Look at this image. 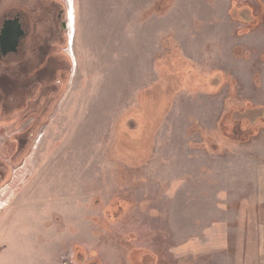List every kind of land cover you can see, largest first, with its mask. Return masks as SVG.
<instances>
[{
	"label": "rangeland",
	"instance_id": "obj_1",
	"mask_svg": "<svg viewBox=\"0 0 264 264\" xmlns=\"http://www.w3.org/2000/svg\"><path fill=\"white\" fill-rule=\"evenodd\" d=\"M263 3L64 0L63 86L0 124V264H264V118L229 127L264 114Z\"/></svg>",
	"mask_w": 264,
	"mask_h": 264
},
{
	"label": "flooded vegetation",
	"instance_id": "obj_2",
	"mask_svg": "<svg viewBox=\"0 0 264 264\" xmlns=\"http://www.w3.org/2000/svg\"><path fill=\"white\" fill-rule=\"evenodd\" d=\"M21 1L0 11V124L7 123L5 118L9 115L22 125L43 113L63 86L67 67L64 0H35L34 10L22 8ZM263 118L264 114L253 124L245 118L236 120L229 127L235 128L237 122L253 127ZM33 126L31 121L25 131L30 132ZM27 138L19 139L20 150L27 146Z\"/></svg>",
	"mask_w": 264,
	"mask_h": 264
},
{
	"label": "water",
	"instance_id": "obj_3",
	"mask_svg": "<svg viewBox=\"0 0 264 264\" xmlns=\"http://www.w3.org/2000/svg\"><path fill=\"white\" fill-rule=\"evenodd\" d=\"M67 27L69 28V23H67ZM8 31V27L6 26L5 30L3 31V34L5 35V33Z\"/></svg>",
	"mask_w": 264,
	"mask_h": 264
},
{
	"label": "trees",
	"instance_id": "obj_4",
	"mask_svg": "<svg viewBox=\"0 0 264 264\" xmlns=\"http://www.w3.org/2000/svg\"><path fill=\"white\" fill-rule=\"evenodd\" d=\"M109 214H111V212H110ZM145 252H146V251H145ZM148 253H149V252H148ZM154 260H155V261L153 262V264L156 263V257L154 258ZM141 262H142V260H141Z\"/></svg>",
	"mask_w": 264,
	"mask_h": 264
}]
</instances>
